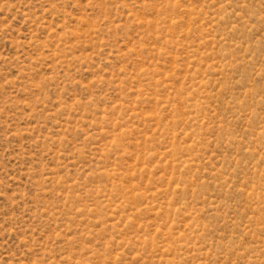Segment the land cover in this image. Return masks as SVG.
Masks as SVG:
<instances>
[{
  "label": "rangeland",
  "instance_id": "rangeland-1",
  "mask_svg": "<svg viewBox=\"0 0 264 264\" xmlns=\"http://www.w3.org/2000/svg\"><path fill=\"white\" fill-rule=\"evenodd\" d=\"M0 264H264V0H0Z\"/></svg>",
  "mask_w": 264,
  "mask_h": 264
}]
</instances>
